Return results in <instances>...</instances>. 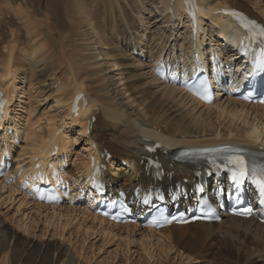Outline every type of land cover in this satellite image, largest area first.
Returning a JSON list of instances; mask_svg holds the SVG:
<instances>
[{
    "label": "bare ground",
    "instance_id": "obj_1",
    "mask_svg": "<svg viewBox=\"0 0 264 264\" xmlns=\"http://www.w3.org/2000/svg\"><path fill=\"white\" fill-rule=\"evenodd\" d=\"M0 1V27L6 28L10 12L17 22V29L9 27L6 46L1 45L5 39L0 38V63L6 60L0 70V89L6 93L9 105L14 100L21 105L20 114L16 112L19 117H10L8 106L4 118L7 123L3 127L0 123V131L5 130L6 138L9 128L19 136L26 133L28 143L23 155L28 158L23 167L32 169L38 163L39 170H43L54 145L59 149L52 159L67 160V146L72 143L62 129L66 117L70 126L80 127L76 134L85 137L88 147L81 148L84 153H77V164L71 171L66 170L68 177L85 170L90 157L104 162L100 152L107 150L111 159L104 173L106 183L120 199L129 190L126 203L133 201L132 210L138 212L149 202V186L153 185L140 163L145 161V149L156 141L160 140L167 155L182 147L217 143L264 148V107L234 99L204 106L179 89L162 86L150 75V65L127 53L136 45L134 36L140 32H136L137 25L143 27L141 38L146 37L144 33L150 27L148 18L134 10L132 0ZM183 1L140 0L141 4L153 5L164 24L184 29L178 33L184 42L176 45V37L171 41L172 34L163 38L164 31L161 39L151 37L145 48L152 44L158 50L156 58L167 51L192 54L193 44L204 45L208 40L223 52L219 31L226 22L217 14L221 8L241 11L264 25V0H195L202 26L197 23L200 30L193 42L182 13ZM136 40L139 42V38ZM55 47H59V54H55ZM154 54L153 49L146 52L148 58ZM78 93L86 96L87 105L74 117L69 105ZM48 100L54 107L43 110L33 122L35 108ZM52 109L59 115L60 125ZM25 112L31 117H25ZM162 163L171 181L164 180L161 186L176 184L183 191L182 181L192 178V166H179L171 158ZM3 190L8 202L14 203L15 191L0 186V192ZM191 191L196 192V187L192 186ZM16 203V209L31 205L26 207L30 212L23 214L22 220L15 218L14 228L6 226L7 219L0 220V264H89L94 252L112 246L108 253L103 250L108 256L104 261L117 259L119 263L121 258V264H264V226L253 219L226 217L215 224L197 222L153 231L137 225L110 224L80 207L30 203L23 195ZM38 222L42 225L36 242L32 239ZM95 239L100 243L95 244Z\"/></svg>",
    "mask_w": 264,
    "mask_h": 264
},
{
    "label": "rangeland",
    "instance_id": "obj_2",
    "mask_svg": "<svg viewBox=\"0 0 264 264\" xmlns=\"http://www.w3.org/2000/svg\"><path fill=\"white\" fill-rule=\"evenodd\" d=\"M138 2H139V4H138ZM0 3H2L1 1H0ZM17 3V2H16ZM131 3H132V5H134L133 6V8H134V10L136 11V12H140V13H142V17L145 19V18H148V19H146V21H148V25L150 26L149 27V30L147 31L148 33H146V35H147V37L150 39V40H152L151 39V37L153 36H156L157 38L156 39H159L160 37L162 38V32L164 33V36H163V38L164 37H168L170 34H172V38H171V41H173L174 40V38L176 37V40L173 42L174 43V45H176V44H179V43H181V42H184L183 40H182V37H180V35H178V33L180 34V33H183L184 32V29H181L182 28V26L181 25H178V27L177 28H174V29H176L175 31H174V29L172 28V27H170V25L168 24V23H166V24H164L165 22V20L163 21V17L162 16H158V13H157V10L154 8V6L153 5H151V4H148V3H145V4H141L142 2H140V0H132L131 1ZM1 5H4V3L3 4H1ZM14 5V4H13ZM42 4H40V7H42L41 6ZM143 5V6H142ZM149 5V6H148ZM150 6H151V8H150ZM142 7V8H141ZM158 7V6H157ZM146 9V11H145V9ZM154 8V9H153ZM42 10H43V8H42ZM156 10V11H155ZM144 11V12H143ZM9 15V16H8ZM156 15V16H155ZM157 18H155V17ZM13 18V14L10 12V13H8L7 15H6V21H5V23L7 24V26H6V28H4V27H0V38L1 39H5L4 40V44H1V45H3V46H6L7 45V43H8V41H9V39H10V35H9V33H10V31H9V27L10 28H12V29H17V22H16V20L15 19H12ZM162 19V20H161ZM156 20V21H155ZM162 21V22H160V21ZM165 25L164 26V28H163V25ZM139 28H138V30H140V29H143V27L141 26V25H137ZM141 26V27H140ZM14 27V28H13ZM158 28V29H157ZM160 28V29H159ZM3 29V30H2ZM12 29H10V30H12ZM162 30V31H161ZM153 34V35H152ZM157 34H158V36H157ZM181 36H183V35H181ZM208 36H209V33H208ZM9 37V38H8ZM23 37V36H22ZM159 37V38H158ZM177 37H180V38H177ZM136 38H137V36H136ZM160 38V39H161ZM154 39H155V37H154ZM153 39V40H154ZM214 39H217V38H214ZM163 40V39H162ZM143 41V43H147L145 40H142ZM162 43H163V41H161ZM164 42H166V41H164ZM169 43V42H168ZM173 43H171V45L173 44ZM0 45V46H1ZM3 46H1V48L3 47ZM151 47V48H150ZM0 48V49H1ZM149 48L150 49H153L154 48V46L151 44L150 46H149ZM149 48H148V50H149ZM51 50V48L49 47L48 48V51H50ZM54 52H55V54H59V47H55L54 49ZM5 63H6V60L4 61V62H2V63H0V70L4 67V65H5ZM15 102H13L12 103V107H10L11 109H12V114L13 115H16L15 113L16 112H18L19 114H20V111H18V107H20L21 105L20 104H18L17 103V100H14ZM32 101V100H31ZM33 102V101H32ZM20 105V106H19ZM49 107H54L53 106V104H52V102L50 101V100H48V101H45V102H43V103H41L40 105H38V108H37V110H36V108H35V113L34 114H32V120H33V122H34V120L36 119V117L38 118L40 115H39V113H41V112H43V110H44V112L46 111V110H48V108ZM14 108V109H13ZM54 109V108H53ZM51 110V112L53 111V114H55L56 115V117L58 118L57 119V121H55L57 124H59L60 123V118H59V115L58 114H56L55 112H54V110ZM26 113V112H25ZM23 114L24 116L25 115H27V116H25V117H28V113H26V114ZM30 116V115H29ZM17 117H19V115H17ZM24 117V119H26V120H28V121H31V120H29L28 118H25ZM31 117V116H30ZM34 117V118H33ZM66 121V120H65ZM67 123H66V125H65V127L63 128L64 129V131L66 132L65 134H67L68 135V138L70 137V139H76L75 141L77 142H74L73 140H70L71 142L69 143V144H71V145H68V150H69V154H68V157L70 158V162H72V164L69 166V164L67 163V166H68V168L66 169V170H68V171H71V169L72 168H74L75 167V165L77 164V160H78V156H77V153H79V152H83V150L81 149L82 147H85V141H84V137H82V136H78L77 134H76V132L78 131V129H79V126L78 125H75V126H70L71 124L69 123V121L67 120L66 121ZM29 124H31L30 122H29ZM41 124H43V122H41ZM30 126L31 125H29L28 126V128H30ZM77 126V127H76ZM73 128V129H72ZM75 129V130H74ZM25 136H26V133H20V139H21V144H19L18 146H17V150L16 151H14L13 150V148H11L10 149V151L12 152V154H13V162L14 163H16V162H19L20 163V166H24V165H26L27 164V158H28V155H23V151H24V148L26 147L25 146V144L26 143H28V141L25 139ZM81 138V139H80ZM9 143H11V141L9 142ZM15 154V155H14ZM66 162H67V160H66ZM1 181H0V186H4L6 189H12V190H14L15 191V193H16V200L14 201V203H9L8 202V200H7V198H5V196L7 195V193H6V190H3L2 192H0V220H5V219H7V220H5L4 222H6V226H10V228H14V226H16V225H12V224H14V222L17 220V219H19L20 218V220H22V218H23V214H26V212H30V210H28L26 207H30L31 205H26L25 207H20L19 209H16V207H17V203H16V201H17V198H19V196H20V198H21V196H22V194H20L19 192H18V188L16 187V186H14V185H5L4 183H3V181H2V179H0ZM5 193H6V195H5ZM18 193V194H17ZM5 195V196H4ZM7 200V201H6ZM21 200V199H20ZM3 201V202H2ZM2 202V203H1ZM16 203V204H15ZM8 204V205H7ZM6 205V206H5ZM22 208V209H21ZM20 211V212H19ZM12 212V213H11ZM17 212V213H16ZM19 212V213H18ZM22 212V213H21ZM24 212V213H23ZM33 212L31 211V214H32ZM4 215V216H3ZM16 217H15V216ZM10 217V218H9ZM15 218H17V219H15ZM8 224H11V225H8ZM41 225H42V223H40V222H38V224H37V226L38 227H36V231L34 232V234H33V241H36V242H38L39 240H37L36 239V235H38L39 234V232H40V228H41ZM40 227V228H39ZM39 228V229H38ZM38 231V232H37ZM19 232H21V230L19 231ZM45 238H47V236L45 237ZM93 242L95 243V244H98V243H100V241L99 240H97V239H95V240H93ZM113 247V246H112ZM112 247L111 248H105V249H103L104 251H106L107 250V253L108 252H110V250L109 249H112ZM85 249H83V251H84ZM103 250H101L102 252H94L96 255H94V257H92L91 259L92 260H90L91 261V263L92 264H95V261L97 262H99V261H103L102 263L103 264H106V263H108V264H119L120 262H121V260L119 259V263H117V259L115 260V261H113V262H111L109 259H107L106 261H104V259H105V257L107 258L108 256H107V254L106 253H104V251ZM109 250V251H108ZM85 253H88V251L86 250L85 251ZM103 253V254H102ZM90 255V253H88V256ZM87 256V255H86ZM81 258V255L79 256V259ZM102 259V260H101ZM81 260V259H80ZM100 262V263H101ZM105 262V263H104ZM91 263H89V264H91ZM100 263H98V264H100ZM101 263V264H102ZM122 263V262H121ZM120 263V264H121ZM131 264H132V262H131ZM134 264V263H133Z\"/></svg>",
    "mask_w": 264,
    "mask_h": 264
},
{
    "label": "snow or ice",
    "instance_id": "obj_3",
    "mask_svg": "<svg viewBox=\"0 0 264 264\" xmlns=\"http://www.w3.org/2000/svg\"><path fill=\"white\" fill-rule=\"evenodd\" d=\"M233 15H235V13H233ZM260 35L264 36V30H261ZM202 98H206V97H202ZM230 162L240 165V169H241L240 175L241 176H243L245 174V170H244L245 161H244L243 157L237 156ZM251 173H252V175L259 177L256 179L255 183L259 187L261 196L264 197V168H261L258 170L255 166H252L251 167ZM247 211L248 210L245 209V212H247Z\"/></svg>",
    "mask_w": 264,
    "mask_h": 264
}]
</instances>
